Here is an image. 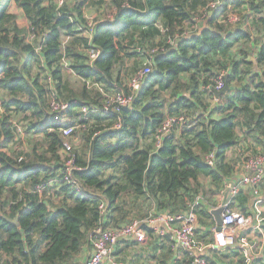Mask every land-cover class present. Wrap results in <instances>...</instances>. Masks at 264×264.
Segmentation results:
<instances>
[{
  "label": "trees",
  "instance_id": "16d2710c",
  "mask_svg": "<svg viewBox=\"0 0 264 264\" xmlns=\"http://www.w3.org/2000/svg\"><path fill=\"white\" fill-rule=\"evenodd\" d=\"M110 1L112 18L90 27L89 0L61 6L53 0H0V264H75L100 223L102 201L107 200V224L136 219L119 204L129 191L155 202L133 210L145 213L142 218L177 214L201 192L199 177H209L215 187L205 191L215 193L231 176L234 164L227 151L239 143L238 130L264 150V0H220L210 15L206 7L213 0ZM12 3L22 10L27 28L19 26ZM245 4L256 14L255 30L229 25L230 15ZM203 13L205 26L187 31V22ZM253 35L261 45L256 61L245 45ZM239 44V57L227 67L228 90L219 95L207 90L220 74L223 55ZM93 52L99 53L94 59ZM136 56L146 60L139 69L145 71L140 90L130 105L107 111L103 91L131 92L133 77L123 76L122 69ZM66 70L80 77V86L72 85ZM53 100L68 106L56 112ZM181 114L193 123L178 125L157 147V128L168 116ZM19 116L29 121L23 126L26 135H44L45 150L35 144L30 152H9L22 137L15 124ZM120 121L121 128H114ZM64 127L72 128L70 135ZM211 153L213 164L207 162ZM70 159L76 166L73 180L66 179ZM51 191L62 196L53 207L45 198ZM204 202L197 213L213 223ZM147 230L167 264L172 243Z\"/></svg>",
  "mask_w": 264,
  "mask_h": 264
},
{
  "label": "built area",
  "instance_id": "2783aa9c",
  "mask_svg": "<svg viewBox=\"0 0 264 264\" xmlns=\"http://www.w3.org/2000/svg\"><path fill=\"white\" fill-rule=\"evenodd\" d=\"M66 0H57L58 6L64 4ZM222 2L220 0H213L209 2L206 7L207 13L210 15L214 9H219ZM89 20V26L94 25V21ZM230 23H237L240 17L237 14H231L229 17ZM99 55L98 52H93L91 58L94 59ZM65 66H68L67 60L63 58ZM145 71L139 70L131 81V92L115 90L113 92L103 91L106 97L105 107L109 111L112 106H127L134 100L135 94L140 90L142 79ZM226 72H221L216 78L214 84L206 87L207 90L219 91L226 87ZM51 83V82H50ZM99 87L98 84H94ZM68 104L58 103L55 100L51 103V108L56 112H61L67 108ZM87 112V108L83 109ZM193 123L192 119L186 115L168 116L164 122L157 128L154 134L156 146L159 147L164 138L171 134V132L179 126H185ZM121 121L114 125V128H121ZM65 135H70L72 128L64 127L62 129ZM69 147V144H66ZM214 153L207 156V162L213 164ZM68 176L67 180H73L72 170L76 168L73 165V159L67 162ZM233 180V179H232ZM230 180L228 186L232 195H237L241 189L248 186L251 193L255 197L262 194V182L264 181V152L256 153L248 157L245 163V173L239 180ZM42 188H40L41 190ZM204 201V195L199 193L194 199L190 207L182 212L173 214L171 212H153L142 219H135L131 223L113 225L107 224L108 211L107 200L100 204L101 219L99 225L93 229L88 238V245L90 247V254L83 264H120L115 255L118 244L125 239H133L138 242H145L149 237L147 228L152 229L154 236H160L168 239L174 249H182L192 256V264H208L207 259L203 254L202 241L196 233V221L198 218L197 207ZM222 213L223 224L220 231L217 230V224L212 227L214 232V242L220 247L232 246L236 243L235 230L237 227L247 222V215L240 211L232 210L227 202L224 205Z\"/></svg>",
  "mask_w": 264,
  "mask_h": 264
},
{
  "label": "crops",
  "instance_id": "0c3cea01",
  "mask_svg": "<svg viewBox=\"0 0 264 264\" xmlns=\"http://www.w3.org/2000/svg\"><path fill=\"white\" fill-rule=\"evenodd\" d=\"M49 2L50 0H45L46 4ZM53 2L57 3V0H53ZM204 5L205 3H201L195 8L198 15L201 14ZM13 7H16L18 11H22L14 3L11 4L10 11H12ZM206 13L202 15L207 16L208 13ZM198 17L199 16L195 17L194 21ZM205 23L206 21L200 23L198 31L205 26ZM238 23H240V21ZM249 28H251V30L255 29V25H252V23L250 24V21ZM252 60L255 61L256 59L253 57ZM256 70H259L258 67H256ZM227 71L229 70L227 69ZM219 116V113L215 115V117ZM238 133L239 143H241V139H244L245 143L251 144L252 150L255 151L252 153L256 154L264 151L260 146L261 144L250 137H246L241 130H238ZM235 146L227 151V159L229 161L231 160L234 164L233 173L221 184L220 191L215 193L206 192L205 190H210L212 187L214 188L215 185L211 184L209 177H199V182L201 183V188H199L201 189L200 193L204 195V205L207 206L212 217L213 214L211 210L219 206L224 200L225 192L227 188H229V181L232 179L239 180L245 173L244 163L251 153L249 155H237V158L233 162L230 157V152ZM261 189L262 194L259 197H255L252 195L251 189L245 186L241 189L239 194L232 195L230 198L229 205L232 210L240 211L247 215V222L237 227L235 230L236 243L232 246L220 247L215 244L214 232L211 230V226L215 222L214 217V222L212 223L209 217L200 214V211L197 213L196 231L199 239L202 241L203 254L208 264H264V181L262 182ZM144 199L145 198H138V201L142 203ZM146 200L148 201L147 204H149V201L155 204L153 200ZM163 240L168 243V240ZM157 243L158 241H156L153 236H149L145 242L125 239L118 244L115 255L120 264H162V262L166 261L165 253L162 252L161 248H157ZM174 250L167 264H178L179 262L182 264L181 261H183L184 258H186L185 264L191 263V261L188 263V255L184 257L185 252L182 249ZM89 254L90 247L86 244L82 253L76 259L75 264H83L85 259L89 257Z\"/></svg>",
  "mask_w": 264,
  "mask_h": 264
},
{
  "label": "rangeland",
  "instance_id": "374dc122",
  "mask_svg": "<svg viewBox=\"0 0 264 264\" xmlns=\"http://www.w3.org/2000/svg\"><path fill=\"white\" fill-rule=\"evenodd\" d=\"M73 1L74 0H66V2H69V4H71ZM113 6L114 5L110 0H102V2L100 0H89L88 4L86 6L85 14L87 13L86 16H88L89 18H93V19H90V21H95L98 19H111L112 15L114 13L113 12ZM12 11L17 14V22H18L19 26L27 28L28 27V21L26 20L23 12L18 11V9L16 7H13ZM235 12L236 13L238 12L240 14L239 15L237 13L240 16V23L237 22V24H229L231 26V28L235 29V28H239V27H244L245 29H247V28H249V21H250V24L251 23H252V25L254 24L253 18H254V16H256V14L254 13V11L249 10L247 8V4H245L240 11L236 10ZM206 18L208 19V17L206 15H201L195 21L193 20L191 22L190 21L187 22L188 28H186V30L191 32V33H196L198 31L200 23H202L203 21L205 22ZM159 39H160V37L157 38V40H159ZM256 39L257 38L253 35L252 39L245 43L246 46H248L249 48L252 49V52L249 55V58L251 60L253 57H257L258 51L260 50V46H261L260 43L258 44ZM245 45H243V47H245ZM239 46L241 47L242 44H239L235 48H233V50L230 52L229 55H227V54L223 55V58H222L223 65L220 67L217 74H219L223 71L226 72L227 69L230 67L231 62L234 59H237V56H238L237 55V53H238L237 47H239ZM214 60H216V59H214ZM145 62H146V60L140 56H136L135 59H133V58L128 59V61L126 62L125 66L122 69V72L125 73L123 76H127L128 78L131 76L134 77L135 76L134 73L137 72L144 65ZM65 73H66V76L70 79V81L74 87H78L81 85L80 77L76 73L68 71V70H66ZM128 80L126 81V84L128 83ZM210 98L211 99L209 100L210 105L208 106V111H210V114L213 115L214 114L213 107L215 105H214V101L212 100L213 98L212 97H210ZM183 112H186V111L184 110ZM28 122H29L28 119L23 117V116L17 117L15 124L19 128L20 134L22 137L16 143L12 144L9 148H7L9 150V152H11L12 154H18L19 152H28V151L30 152L33 145H35V144L38 146L39 151L45 150L46 143H45V137L43 134L42 135H40V134H29V135L27 134L26 135L24 133L23 126H25L26 124L28 125L29 124ZM69 142H70V144H73L74 140L70 139ZM240 142L242 144L237 143V146H235V148L232 149V151L230 152V157L232 158L233 162L237 158V155L238 156L244 155V154L249 155L251 153L249 155V156H251V155L255 154V153H252L255 151L252 150L251 144L245 143L244 139H241ZM81 146H82V142L80 144V147ZM61 154H62V157L67 155L64 151H61ZM248 157L246 158V160L248 159ZM246 160H245V163H246ZM245 163H244V169H245ZM45 198H46L48 204L50 205V207H53V206L58 205L60 203V201H61L60 199H62V196L57 195V193L54 191L53 192L51 191V192L47 193ZM137 198L138 197L132 191H129L126 194H124L123 201L119 202L120 205H124L125 208H127L128 210H130L132 212L130 219H135V218L140 219L142 217L139 215H141V214L145 215V213H133V210L138 211L140 204H144V207L147 204L145 200H143L142 203L139 201H136ZM152 206H154V205H152ZM118 211H116V212H118ZM114 215H119V214H114ZM71 264H73V263H71Z\"/></svg>",
  "mask_w": 264,
  "mask_h": 264
},
{
  "label": "water",
  "instance_id": "95a60500",
  "mask_svg": "<svg viewBox=\"0 0 264 264\" xmlns=\"http://www.w3.org/2000/svg\"><path fill=\"white\" fill-rule=\"evenodd\" d=\"M229 86L226 84V87L222 90H219V91H215L216 95H219L221 93H224L228 90ZM232 197V194H231V191H230V187L227 188V191L225 192V195H224V200L222 201V203L213 208L211 210L212 214H213V217L215 219V222L217 224V230L220 231L221 228H222V224H223V217H222V213L224 211V205L229 202L230 198ZM5 218L7 220H9L11 223L15 224V225H18L19 222H18V218H15V219H11V218H8L5 216Z\"/></svg>",
  "mask_w": 264,
  "mask_h": 264
}]
</instances>
